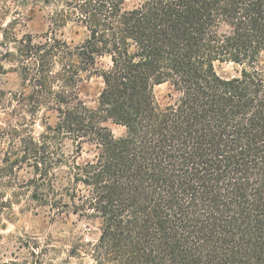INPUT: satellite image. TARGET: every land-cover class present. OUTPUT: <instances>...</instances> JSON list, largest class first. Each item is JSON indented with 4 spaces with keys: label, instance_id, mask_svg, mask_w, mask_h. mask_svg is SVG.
Wrapping results in <instances>:
<instances>
[{
    "label": "trees",
    "instance_id": "16d2710c",
    "mask_svg": "<svg viewBox=\"0 0 264 264\" xmlns=\"http://www.w3.org/2000/svg\"><path fill=\"white\" fill-rule=\"evenodd\" d=\"M11 1L0 60L20 88L0 85L12 118L0 128V264H29L24 248L41 264L56 248L4 242L22 202L98 224L95 240L70 241L66 264H264V0H0L4 13ZM34 1L54 27L18 32ZM69 22L82 42L57 34ZM222 63L240 69L225 76ZM93 74L96 107L81 96ZM164 82L175 100L161 107ZM85 144L93 157L79 161Z\"/></svg>",
    "mask_w": 264,
    "mask_h": 264
},
{
    "label": "rangeland",
    "instance_id": "374dc122",
    "mask_svg": "<svg viewBox=\"0 0 264 264\" xmlns=\"http://www.w3.org/2000/svg\"><path fill=\"white\" fill-rule=\"evenodd\" d=\"M12 10L3 12L0 9V27L5 26L6 23L13 18V10L18 6L12 1L10 2ZM20 14L24 12L25 20L24 26L17 25L18 32H29L32 34H42L54 27L51 24L49 9L44 7L40 1H34L29 4L26 9L18 10ZM57 34L74 44L80 43L87 35L86 29L76 22H69L67 25L56 28ZM3 51V49H1ZM4 65L5 70L1 75L0 85L5 90H17L20 88L19 75L12 71V64L9 61L0 60V64ZM109 63L108 58H101L98 61V66H106ZM240 67L234 63H222L218 65V70L225 76L234 75ZM103 88L102 78L93 74L88 77L82 85L81 96L86 104L90 107L98 105L99 94ZM155 96L161 107H166L175 100V91L170 82H164L155 87ZM8 110L0 109V128L5 127L10 123ZM52 120V119H51ZM115 135H121L124 128L115 124H110ZM42 131L39 124L35 126V132ZM63 149L67 154H73L74 145L72 141L65 140ZM3 143L0 142V159L3 155ZM94 151L92 147L85 144L84 151L79 157V161H85L93 157ZM24 176H29L25 171L22 172ZM15 214L12 221H6L7 227L1 233L6 237L5 243L9 241L8 237L23 235L36 238L42 247L56 246V248L48 247V250L42 255L41 264H66L67 250L69 243L77 237L84 240H95L99 235L98 224L86 219H79L76 215L70 214L64 216L62 219L51 220L45 213L43 208H37L33 204L22 202L14 207ZM52 237V239H51ZM11 245L15 244L12 239ZM14 249L15 247H10ZM40 252V248H38ZM10 256V255H9ZM20 259H26L29 264H35L36 256H32L27 248L22 249L19 255Z\"/></svg>",
    "mask_w": 264,
    "mask_h": 264
}]
</instances>
